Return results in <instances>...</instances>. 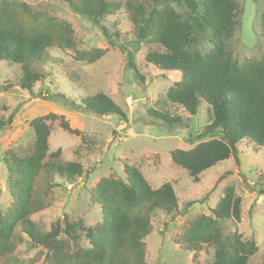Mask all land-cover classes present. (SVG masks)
<instances>
[{
	"label": "trees",
	"instance_id": "16d2710c",
	"mask_svg": "<svg viewBox=\"0 0 264 264\" xmlns=\"http://www.w3.org/2000/svg\"><path fill=\"white\" fill-rule=\"evenodd\" d=\"M57 1L100 26L108 46L123 54L126 68L138 83H145L142 65L163 76L179 74L163 98L149 107L150 117L172 128L181 125L185 116H195L202 104L210 109L209 123L195 138L209 139L170 152L172 163L185 170L193 184L225 160L240 166L242 147L255 153L264 150V53L241 63L233 57L230 44L243 13L237 0ZM115 14L128 21L129 31L120 32L116 23L105 24ZM259 26V37L264 39V13ZM77 44L66 21L16 1L0 0V64L17 69L14 84L19 89L32 94L35 84L48 77L45 65L59 63L50 62L48 51L55 46L71 49L76 60L87 63L108 51H82ZM142 48L143 62H138ZM55 98L98 116L124 119L121 109L103 92L77 99L62 92ZM13 115L0 118V132L10 127ZM56 121L60 129L79 137L73 150L76 156L97 145L91 136L71 128L62 115L48 113L28 122L33 133L30 153L18 157L6 151L2 158L12 203L5 213L0 211V257H11L26 235L33 247L45 251L47 264H147L144 239L152 231V219L158 212L174 216L179 210L171 183L153 188L134 165L124 163L123 177H101L90 190V200L101 215L96 225L87 226L83 218L65 214L43 231L31 220L48 205L55 177L72 185L88 173L79 161H63L61 149L49 152L51 126ZM254 186L264 194V174L257 176ZM240 214L241 198L227 186L208 214L186 222L177 244L191 253V264H249L258 249L254 237L223 230L226 224L235 227ZM208 250L211 259L199 262L198 254Z\"/></svg>",
	"mask_w": 264,
	"mask_h": 264
},
{
	"label": "rangeland",
	"instance_id": "374dc122",
	"mask_svg": "<svg viewBox=\"0 0 264 264\" xmlns=\"http://www.w3.org/2000/svg\"><path fill=\"white\" fill-rule=\"evenodd\" d=\"M25 4L32 11L46 13L66 21L71 29L77 48L82 51L105 49L108 51L96 62L87 63L75 59L71 49L53 47L50 62H59L44 67L48 77L35 84L33 93L15 86L17 69L0 64V118L14 112L12 124L0 132V211L5 213L12 203L8 189V173L2 158L6 151L23 157L30 153L33 133L28 122L48 113L62 115L73 129L91 136L96 147L89 153L82 150L79 156L73 152L78 147L79 137L51 126L49 152L61 149L63 161H79L88 172L68 185L58 177L48 205L33 214L31 220L43 231L65 214L73 219L83 218L87 226L101 221L99 207L90 200L92 190L101 177H123V164L139 168L144 178L157 188L165 182L173 186L178 213L168 216L158 212L152 219V231L145 237V261L147 264H191V253L181 249L177 239L182 235L186 222L198 214H208L222 195V190L232 186L241 198L240 222L235 227L224 225L223 230L237 232L244 238L254 237L257 252L249 264H264V194H259L254 182L264 174V150L257 153L242 147L240 166L232 159L220 162L205 171L198 184H193L185 170L174 165L170 158L173 149L187 150L195 146L202 127L210 121V109L202 104L193 117L185 116L181 125L168 128L150 117L148 109L163 98L165 90L179 79L178 73L167 72L163 76L153 67L141 66L145 83H138L132 70L126 68L120 51L108 46L99 25L73 12L67 3L57 0H10ZM120 1V0H108ZM139 2L141 0H130ZM243 10L241 27L236 29L230 50L238 62L258 59L264 53V39L259 37V16L264 13V0H237ZM117 24L120 32L129 31L128 21L118 15L106 19L105 24ZM143 49L137 54L138 62ZM38 68H42L41 65ZM43 70V68H42ZM62 92L65 97L77 99L80 95L103 92L110 96L124 114L98 116L71 107L68 102L56 99ZM24 235L16 245L11 257H0V264H47L45 251L33 247ZM83 245L87 242L82 240ZM211 259V251H202L197 260Z\"/></svg>",
	"mask_w": 264,
	"mask_h": 264
}]
</instances>
